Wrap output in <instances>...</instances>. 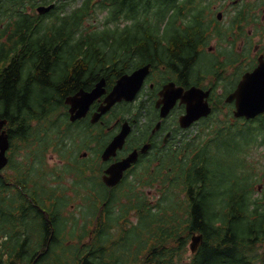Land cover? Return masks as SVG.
<instances>
[{
	"label": "trees",
	"instance_id": "obj_1",
	"mask_svg": "<svg viewBox=\"0 0 264 264\" xmlns=\"http://www.w3.org/2000/svg\"><path fill=\"white\" fill-rule=\"evenodd\" d=\"M94 1L96 0H86L80 9L68 17H56L57 21H68L54 25L49 32L40 34L38 27L45 16L35 14L36 0H0V12L9 21L5 26L8 30L7 42L0 46V120H7L5 128L8 129L12 147L14 138L18 137L23 144L28 141L30 165L34 160L43 162V147L37 146L35 137H31L32 121L41 122L48 110L47 106L53 105L54 99H58L59 95L62 98L63 95L71 94L82 87L80 75L84 69L90 68L88 59L73 61L75 55L72 52L84 49L92 53L101 51L96 45L95 37H81L70 46L73 64L69 66L68 63L66 67L72 70L62 71V75V72H56L59 70L57 67L63 47L69 45L71 33L68 27L77 25L88 17V9H91ZM152 1L155 2L112 0L117 4L113 14L117 19L122 14L133 18L140 14L147 18ZM160 1L162 5L168 6L176 0ZM240 4L242 19L244 13H250L255 8V3L246 0H241ZM57 9L55 7L49 14ZM160 13L158 10L156 15ZM164 17L165 15L158 22L159 25L163 23ZM172 18L173 15H170L169 19ZM142 25L144 23H135L141 33L127 38V50H142L145 52L144 57L141 56L144 62H154L147 59L150 47H155V50L156 47L160 48L159 40L164 37L156 33L158 27L151 29L149 26L141 27ZM142 33L145 38L141 37ZM177 35H180L179 41L174 39L169 50V57H172L169 59L170 64L189 65L196 52L195 49H190L192 34L186 31ZM122 46L121 43L120 48ZM96 56L99 57V54ZM123 59H131L136 64L140 62V57L126 56ZM160 62L167 65L168 58H161ZM123 69L115 68L113 72L118 77ZM33 100L42 109L40 116ZM220 123L215 131L224 133V153L236 155V165L239 166L241 174L236 175L234 169L215 182L216 174L207 165L210 159L203 153L204 148L198 150L203 157L199 153L193 160L188 159L189 150H181L183 159L171 164L173 179L181 180L178 181L180 184L177 185L176 199L171 203L178 206L177 210L173 208L171 213L165 212L150 220L152 232L146 234L148 238L144 237L148 246L142 248L145 255L138 264H182L181 258L187 251L186 243L193 234H202L203 242L193 255L191 264H264V203L262 199L261 202L255 200L253 203L249 198L254 182H247L251 175L242 169L245 168L251 152L258 150L264 157V114L252 121L243 122L239 131L232 130L227 115ZM26 130L28 140L25 136ZM193 148L196 149L197 146ZM45 169L53 170L47 167ZM166 173L165 178L172 179V174ZM153 174L154 171L145 170L146 178L153 179ZM8 181H11L12 187L8 186L11 184L7 185ZM28 183L24 175L13 177L7 174L0 178V264H28V233L23 232L21 227L24 217L28 218V210H25L28 204L25 205L22 200L31 188H28ZM181 195L183 199H180ZM170 199L171 195H163L161 198L165 203ZM250 204L255 205L253 211L248 209ZM186 205L188 210L185 212ZM144 211L146 208H142V212ZM137 215L141 216V213L137 212ZM142 223L143 219L140 218L139 225ZM35 227L34 224L32 230ZM43 231L46 233L47 229L43 228Z\"/></svg>",
	"mask_w": 264,
	"mask_h": 264
},
{
	"label": "flooded vegetation",
	"instance_id": "obj_2",
	"mask_svg": "<svg viewBox=\"0 0 264 264\" xmlns=\"http://www.w3.org/2000/svg\"><path fill=\"white\" fill-rule=\"evenodd\" d=\"M188 1L178 0L176 5L181 7L179 18L166 20L172 24V30L168 33L165 49L160 50L156 47L157 54L155 47H150L147 59L153 60V65L150 62L141 65L150 63L152 66L140 93L147 92V99L143 102L145 105H153V113L143 110L141 120L137 122L134 117L128 114L109 111L103 114L97 123L90 124L91 117L104 101L105 95L101 96L89 104L84 117L75 122H69L71 125L82 126V131L79 134L82 135L80 137L83 146L80 164L83 165L85 171L82 174L83 177L71 178L69 180L71 184L66 189L61 188L63 180L55 177L46 180L28 179L30 185L36 187V190H44L46 193L40 203L35 202L34 196L28 197V264H44L48 261H52L53 264H69L70 260H73V264H118V261L110 258V255L120 245H124V234L128 231V228L123 226L128 221L129 197L125 195L126 190L123 187L140 186L148 182L156 185L171 182L164 179L148 181L129 177L142 164L158 165L163 158L174 156L183 141H188L184 138L186 130L181 129L178 124V117L185 112L183 105L174 107L166 118H159V110L155 108L154 104H156L162 86L168 82H174L176 86L185 89L191 86L215 89L216 86L222 84H231V89L234 90L242 75L258 66L261 55L264 61V9L261 18L253 20L256 28L248 31V35L241 36L240 31L243 24L241 19L237 17L226 21L230 34L224 36L217 29L218 24L223 20H210L208 11L195 5H188ZM186 31L192 34L190 38L193 39V42L190 49L196 50L194 59L186 66L171 65L169 59L172 57H169V50L174 44L173 40L179 41L180 35L177 34ZM139 53L144 57V51L140 50ZM90 54L81 53L83 57ZM126 54L131 55L133 53L126 52ZM202 55L210 58V62L203 63L201 61ZM161 58H168L167 65H161ZM112 63L105 58L94 57L90 61V68L84 69L80 75L82 87L71 92V94L63 95L62 98L59 95L58 99H54L53 104L56 106V112H60L61 109L62 116L69 118V106L65 104V98L80 90L87 93L91 92L101 78L105 79V88L108 93L117 80L116 73L110 67ZM184 69L185 73H183ZM207 69L212 70L216 76H210ZM71 70L66 67L62 69L63 72ZM132 71L134 69L128 67L127 73ZM225 97L226 95H224V99ZM221 104L222 106L234 107L233 102H221ZM125 121L130 124L131 131L126 137L124 146L115 158L110 159L107 163H100L101 172L103 173L108 165L123 159L134 150L139 152L138 159L124 173V178L116 186L107 187L101 178L96 179L95 177L97 170V127L101 130V134H108L112 138L120 131ZM57 128H61V126L57 125ZM59 132L62 134L61 131ZM61 143L62 137L57 135L55 141L48 145L46 150L48 164L49 161H54L55 155L57 156L55 144L59 146ZM104 147L98 154L99 156ZM48 156L50 157L48 158ZM60 162L62 161L60 160ZM49 166L56 168L52 162ZM72 168L73 165L67 164V171ZM86 171L89 174H86ZM98 189H101L102 193H99ZM60 192L64 194H60ZM65 197L67 198L66 201L72 202L70 204L71 210L67 213L64 209ZM158 212L161 213L162 211L158 210ZM68 213L71 214L68 215ZM34 224L39 231L38 234H35L34 230L31 231ZM83 224H86L89 239L86 243H79L76 242L77 234ZM43 228L47 229L46 233ZM114 230L118 231L116 233V247L101 248L104 244L101 242L103 236L113 233ZM70 234L73 235L72 239H68ZM70 245L75 247L74 251L69 249ZM85 250L90 252L89 255L86 256Z\"/></svg>",
	"mask_w": 264,
	"mask_h": 264
},
{
	"label": "rangeland",
	"instance_id": "obj_3",
	"mask_svg": "<svg viewBox=\"0 0 264 264\" xmlns=\"http://www.w3.org/2000/svg\"><path fill=\"white\" fill-rule=\"evenodd\" d=\"M47 4L53 3L54 6L58 7L57 10L54 11L53 14L45 16L40 23V27H38V31L40 34H44L46 32H49L50 29L54 25H59L62 22L57 21L56 17L65 18L70 16L75 10L80 9L82 5H84L86 0H47ZM235 0H222L217 3L216 0H210L206 3L201 2V6L204 7L209 4L210 9L213 10L215 7H217V10L215 11L214 16H216L217 12L222 13L223 22L220 23V27L226 26V21H229V18L234 15V13L240 8L239 4H233ZM120 3V2H118ZM45 4V5H47ZM115 2L113 3L112 0H96V3L91 7V9H88V17H86L82 22L78 23L71 33V41L70 44H73L75 40L82 36H94L99 38V46L102 48L104 52L108 54L109 57L112 58V55H114L116 52L119 51V54H124L125 48L122 50L118 49V43L116 40H114V44L109 42V37H115L121 38L122 36H126L127 33L123 32L126 28H129V33L131 35L138 36L141 33V30L136 28L135 23H144L145 26H153L155 23V20L158 18L157 13V6L154 1H152V7L148 14L146 15L147 18H143L142 15L138 14L135 18L133 17H126L125 14H122L119 19L115 17V14H113V9L116 8ZM208 12L209 10L206 9ZM28 13V11H27ZM170 9H168L165 18L169 15ZM210 13V12H209ZM70 20V19H69ZM65 21H68L65 19ZM146 21V22H144ZM7 22H9L5 15L0 12V40L4 39L7 36V28L5 27ZM5 31L4 33H2ZM120 35V33H122ZM162 33V32H159ZM7 42L0 41V46L4 45ZM66 49V48H65ZM124 51V52H123ZM106 54V56H107ZM62 56L64 59V62H66V53L62 52ZM201 61L205 64L210 62V58H207L202 55ZM224 89L223 87H218L216 90V98L221 97L223 94ZM146 96V93L143 92L141 95V98L143 99ZM135 101L133 105L130 107L129 105L126 106V108H123L122 106L115 107L114 111L116 112H125L127 109H134L139 101ZM33 103L36 106L35 100H33ZM149 108V106H148ZM47 112L54 111L56 109V106L48 105L47 106ZM36 111L38 116L41 115L42 109L41 107L36 106ZM223 111L221 109H217L213 115V118L211 120L207 121H201L197 124H195L190 130L187 131L188 134H190L192 137L200 136L204 139L205 145H207L208 139L210 137H213L212 143H209L206 147V151L208 154V157L210 161L208 162V166L212 168L214 173L216 174V178L214 179L215 182H217L219 179L224 178L225 175H228L230 171H234L236 175L241 174V170H238L239 166L236 165V155L233 154H225L224 146H223V134H213L209 135L208 127L211 123H213V127L211 130H215L217 124L219 123V120L222 116ZM49 117V118H48ZM47 117V120L53 121V116L49 115ZM232 119V118H231ZM39 121L35 122L32 121V125L36 128L32 135H40L44 129V125L37 124ZM242 123H240L241 125ZM234 129L238 128V125L233 126ZM215 135V136H214ZM25 136L28 137V130L25 132ZM236 136V135H234ZM233 136V137H234ZM231 143V140H230ZM68 150L73 157L78 156L76 154L77 151V145L73 143L72 141L68 145ZM11 164L8 166L7 169H4L2 173L5 174H13L16 176L24 175L26 180L28 179V158L31 157V154H28V143L23 144L18 139L14 140V147L11 148ZM65 157L64 155H62ZM67 156L69 157V154L67 153ZM50 156H48L49 158ZM64 160V159H63ZM56 166L58 174L61 176V179L63 180L62 189H66L68 185H70V179L72 178L71 175H68L67 173L63 172V166L65 162H60L59 156H54V161H49ZM23 164V166H20V164ZM141 169H136L137 171ZM244 171L250 173V177L247 180V182H254L251 187V194L249 195V198L254 203L255 200H258L257 202H261V199L264 196V157L261 156V152L258 150H255L249 154L247 157V163L245 165V168H242ZM136 171V172H137ZM135 172V173H136ZM160 173V171L158 172ZM166 173V170L163 171V174ZM172 177L173 173L171 171ZM153 177L154 174H153ZM57 178V176H55ZM129 178H134L133 176H130ZM158 178V176H157ZM255 180V181H254ZM140 190V193L144 196V199L147 202H150L151 205L155 204V202L162 198L163 195L170 196L172 193L169 191L168 183H163L159 187H149V186H140L138 187ZM154 189L158 190L157 192L154 191ZM99 193H102L101 189H98ZM180 199H183L181 196H179ZM139 201L134 200L132 203L129 204V206H139ZM255 208V205L250 204L248 206V209L250 211H253ZM71 210V208L69 209ZM71 214V213H70ZM68 213V215H70ZM129 226L133 223H137L136 217H129ZM21 227L28 233V218H24L21 221ZM133 232H136V230H131ZM130 232V231H129ZM142 236L140 235V238ZM127 245L131 246L135 243V236L132 234H128L127 236ZM141 245V244H140ZM114 246L113 248H115ZM69 249L71 251L75 250V247L73 245L69 246ZM135 253V248L131 249L127 248L126 246L120 245L118 248L114 250V252L110 255V258H114L118 261V264H131V258L132 255ZM188 253L186 252L185 255ZM44 264H53L52 261L45 262Z\"/></svg>",
	"mask_w": 264,
	"mask_h": 264
},
{
	"label": "water",
	"instance_id": "obj_4",
	"mask_svg": "<svg viewBox=\"0 0 264 264\" xmlns=\"http://www.w3.org/2000/svg\"><path fill=\"white\" fill-rule=\"evenodd\" d=\"M53 6L39 7V13H45ZM150 65H145L133 71L131 74H124L118 78L110 93L104 99V104L94 114L91 122L95 123L99 117L111 109L113 105L121 101H133L142 83L149 73ZM105 81L100 79L95 88L90 93L83 91L76 95L68 97L66 102L71 106L70 120L75 121L83 117L86 113L89 103L105 93ZM210 91H204L197 87H191L184 90L182 87H175L174 83H169L160 91V99L157 106H160V116L165 117L174 107L177 100L180 104L186 105V112L179 119V124L183 128L189 127L192 123L202 117H207L211 108L208 104ZM80 96V97H78ZM227 102L235 101V118H244L245 120L254 119L256 116L264 113V62L252 72L245 73L234 92L228 95ZM6 120H0V170L8 162L6 152L9 148V137L3 129ZM130 131L127 123H124L120 132L112 139L102 153V160L107 161L116 155L118 149H121L126 136ZM136 151L128 155L121 161L110 165L104 172L102 180L106 186L116 185L123 177V173L136 161ZM202 242L201 235H194L191 238L189 248L195 253Z\"/></svg>",
	"mask_w": 264,
	"mask_h": 264
}]
</instances>
